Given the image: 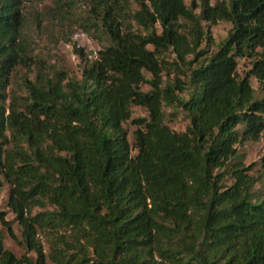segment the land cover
I'll return each instance as SVG.
<instances>
[{
    "label": "trees",
    "instance_id": "trees-1",
    "mask_svg": "<svg viewBox=\"0 0 264 264\" xmlns=\"http://www.w3.org/2000/svg\"><path fill=\"white\" fill-rule=\"evenodd\" d=\"M22 1L0 0V174L36 257L0 232V264H264V190L238 150L264 132L251 82H264V0H202L200 12L186 0H91L87 15L60 2L46 16L56 41L79 25L103 42L94 56L75 44L80 79L34 52ZM219 20L233 26L210 53L200 45ZM168 48L189 73L163 85ZM243 57L252 67L241 77ZM33 64L26 93H8L12 72ZM163 103L183 108L185 130L165 122ZM133 104L149 116L132 117ZM0 221L15 236L2 211ZM61 228L71 237L58 233L47 254L38 230Z\"/></svg>",
    "mask_w": 264,
    "mask_h": 264
},
{
    "label": "rangeland",
    "instance_id": "rangeland-1",
    "mask_svg": "<svg viewBox=\"0 0 264 264\" xmlns=\"http://www.w3.org/2000/svg\"><path fill=\"white\" fill-rule=\"evenodd\" d=\"M67 0H23L22 1V12L28 18H31L32 21L28 23L27 31L32 37L31 46L36 53H41L43 57L51 63H55L58 67L65 68L69 72L71 77L80 79L82 77V65L83 60L78 52L75 51V44L78 46L85 47L89 51L90 55H96L97 50L102 46L103 42L101 39L93 36L90 32H86L81 26H75L69 29V35L71 40H65L60 38L56 39L51 35L53 31L56 30L52 26L49 28V18L48 13H54V9L57 5L61 4L60 2H65ZM75 1L77 4V9L82 15H87L91 7V0H68ZM195 1L197 7L195 11H201L202 0H186V2L191 5ZM217 0H211L212 3H215ZM133 8L137 9L140 7L137 0H133ZM46 13V14H45ZM44 15V16H43ZM38 18L42 19V24L38 25ZM185 28H191V24L188 21H183ZM48 24L47 26H45ZM205 29H207L208 23L203 21ZM233 24L229 20H219L217 23L210 25L212 42L210 45L207 44V39H203L200 48L209 47L210 53L217 50L219 43L223 41ZM56 36V34H55ZM152 47V45H151ZM158 58L162 67V78L163 85L166 84L169 80H174L177 75L181 78L186 79L187 73H189V68L186 63L178 64L177 55L172 50L168 48L162 50L158 53ZM189 59L194 58V54L188 56ZM197 62H194L195 66ZM252 67V60L248 57H243L239 59L238 72L241 77L247 74ZM36 65L33 64L32 68L28 69L27 67L19 66L17 70L12 72L10 83L7 86V91L10 93L12 90H17L20 93H26V91L21 87V74L28 73L31 77L35 74ZM147 77H151L152 74L149 71H145ZM251 82L253 87L256 90V96H264V82H261L255 76H251ZM151 85L148 82L142 84V88L149 89ZM133 116H149V110L146 106L133 104ZM163 111L165 116V122L168 123L172 128L177 131L185 130L187 125L190 122L187 113L183 110L181 106L168 105L163 103ZM125 125L128 127L130 132V138H132V130L135 128V124L130 118ZM239 152L243 153V160L247 164L255 163L254 168L250 171L252 175L255 176L256 180L254 183L255 189L264 190V168L261 164V157L264 154V132L262 133L260 139L258 140H247L244 143L238 144ZM10 193V183L6 181L4 176L0 174V211L5 213V218L10 221V225L15 232L13 236L7 224H3L0 221V232L5 236L6 247L15 251L18 256H22L24 253H29L32 257H36V253L33 250H28L27 246L23 242V228L19 224L18 220L15 218V213L8 206V198ZM52 208L51 205L35 206L33 208V213L41 210ZM68 237L70 229L61 228L60 230L54 231H42L38 230V237L42 241L43 247L47 254L51 252V245L53 237L58 233H64ZM49 264H55L49 259Z\"/></svg>",
    "mask_w": 264,
    "mask_h": 264
}]
</instances>
